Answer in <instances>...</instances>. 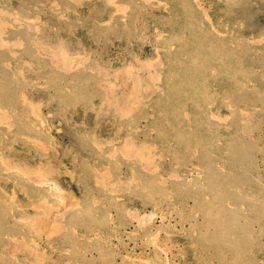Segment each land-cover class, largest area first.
I'll use <instances>...</instances> for the list:
<instances>
[{
  "label": "rangeland",
  "instance_id": "1",
  "mask_svg": "<svg viewBox=\"0 0 264 264\" xmlns=\"http://www.w3.org/2000/svg\"><path fill=\"white\" fill-rule=\"evenodd\" d=\"M0 264H264V0H0Z\"/></svg>",
  "mask_w": 264,
  "mask_h": 264
}]
</instances>
